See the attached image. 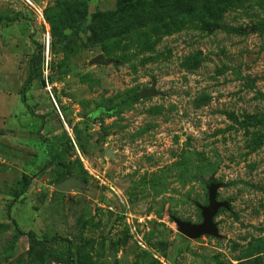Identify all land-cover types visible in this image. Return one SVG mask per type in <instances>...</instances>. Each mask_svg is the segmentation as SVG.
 I'll return each instance as SVG.
<instances>
[{
  "label": "rangeland",
  "instance_id": "1",
  "mask_svg": "<svg viewBox=\"0 0 264 264\" xmlns=\"http://www.w3.org/2000/svg\"><path fill=\"white\" fill-rule=\"evenodd\" d=\"M31 1L0 0V264H264V0ZM212 183L219 236L188 238Z\"/></svg>",
  "mask_w": 264,
  "mask_h": 264
},
{
  "label": "trees",
  "instance_id": "2",
  "mask_svg": "<svg viewBox=\"0 0 264 264\" xmlns=\"http://www.w3.org/2000/svg\"><path fill=\"white\" fill-rule=\"evenodd\" d=\"M67 2L68 1H65V3H59L55 6V8L60 9L63 5L67 4ZM218 2H219V0H163V6H164V9L166 10V12L168 14H174V11L186 12L189 10L196 11L195 13H200L203 7H206L209 9L211 8L212 11L222 10V7L220 6V3H218ZM122 15H125V17L127 16L130 20L126 21L125 17L122 18L124 20L120 19L122 17ZM48 17L50 18L49 15H48ZM59 18L64 19V15L62 16V12H61V15L59 16ZM59 18L57 17L51 21L53 23L54 29H56V24H54V23ZM119 19H120V21H119ZM139 19L140 18H138L137 20L139 21ZM123 22L131 23V22H133V20H131V17L127 12L125 13L124 11H122V12L118 11V12L113 13L110 17L106 18V21H105L106 24L105 25L107 26V28L110 31H116L117 28L120 27L119 24H122ZM67 26H69V25H67ZM98 26L102 27L104 25H97V23H95L92 25L93 30H97ZM128 26H133V25L123 24V25H121V29L128 27ZM204 28H208L209 30L214 31L217 28H225L226 29L228 27L225 24L219 23L218 20L215 21V19H213V21H210V23H207ZM253 28L257 29L256 27H253ZM232 29L236 30L233 27H232ZM38 46L39 45L37 44V48H38ZM36 58H37V54L35 53L31 59V61H30L29 75H28L27 79L25 80V82L22 86V89H21V96H22V99L24 102H26V93L36 78V74H37ZM43 139L45 142V149L49 153H51V155H52V152L55 150L52 147L53 140L48 136H44ZM70 145H72V144L70 143ZM25 180H26L25 185H24L23 189L21 190V192L19 194H17V197L19 195L25 193L28 190L29 185L31 184V177L25 176ZM12 206H13V202H11L9 204V210H11ZM16 231L20 234H26L17 224H16ZM28 234H29V237L31 238L32 241L36 240V235L33 231H30ZM60 259H62V257Z\"/></svg>",
  "mask_w": 264,
  "mask_h": 264
},
{
  "label": "water",
  "instance_id": "3",
  "mask_svg": "<svg viewBox=\"0 0 264 264\" xmlns=\"http://www.w3.org/2000/svg\"><path fill=\"white\" fill-rule=\"evenodd\" d=\"M94 62H106L102 56H97L93 59ZM156 91L154 88L150 90H144L140 93L142 98L155 95ZM77 181L71 179L65 181L64 183L58 185V189L61 191H69L73 185H76ZM219 185L212 183L210 185L209 192V205L200 206L202 210L203 220L201 223H191L184 221L180 218H174L179 231L184 234L186 237L191 239H197L204 234L219 236V230L217 224L214 222L215 215L219 212L221 208H228L229 204L227 201H218L217 192Z\"/></svg>",
  "mask_w": 264,
  "mask_h": 264
},
{
  "label": "built area",
  "instance_id": "4",
  "mask_svg": "<svg viewBox=\"0 0 264 264\" xmlns=\"http://www.w3.org/2000/svg\"><path fill=\"white\" fill-rule=\"evenodd\" d=\"M23 1H25L26 3L30 4L31 6H33L34 9H35V11H36V13H37V15L39 16V18H40V19H44V14H43L42 10L39 9L38 7H36V6L32 3L31 0H23Z\"/></svg>",
  "mask_w": 264,
  "mask_h": 264
}]
</instances>
